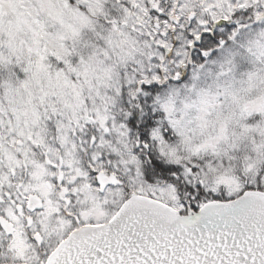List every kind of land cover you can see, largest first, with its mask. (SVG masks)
Wrapping results in <instances>:
<instances>
[{
  "label": "snow or ice",
  "instance_id": "1",
  "mask_svg": "<svg viewBox=\"0 0 264 264\" xmlns=\"http://www.w3.org/2000/svg\"><path fill=\"white\" fill-rule=\"evenodd\" d=\"M0 264H264V0H0Z\"/></svg>",
  "mask_w": 264,
  "mask_h": 264
}]
</instances>
